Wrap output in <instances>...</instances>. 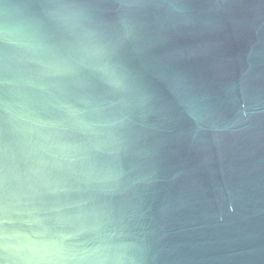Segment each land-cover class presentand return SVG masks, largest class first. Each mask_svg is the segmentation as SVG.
<instances>
[{"label":"water","instance_id":"1","mask_svg":"<svg viewBox=\"0 0 264 264\" xmlns=\"http://www.w3.org/2000/svg\"><path fill=\"white\" fill-rule=\"evenodd\" d=\"M0 222L44 264H264V0H0Z\"/></svg>","mask_w":264,"mask_h":264},{"label":"clouds","instance_id":"2","mask_svg":"<svg viewBox=\"0 0 264 264\" xmlns=\"http://www.w3.org/2000/svg\"><path fill=\"white\" fill-rule=\"evenodd\" d=\"M101 71L109 73L107 67ZM0 253L4 256L0 264H44L50 258L40 241L25 232H9L6 227L0 229Z\"/></svg>","mask_w":264,"mask_h":264}]
</instances>
